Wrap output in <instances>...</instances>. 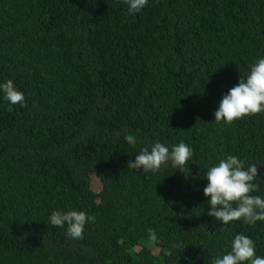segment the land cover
Segmentation results:
<instances>
[{"label":"trees","instance_id":"16d2710c","mask_svg":"<svg viewBox=\"0 0 264 264\" xmlns=\"http://www.w3.org/2000/svg\"><path fill=\"white\" fill-rule=\"evenodd\" d=\"M261 58L264 0H0V84L26 101L0 91V264H214L237 234L264 258V221L223 224L203 193L229 155L264 165V113L214 115ZM157 142L193 150L183 171L128 168ZM68 210L95 216L83 239L50 224Z\"/></svg>","mask_w":264,"mask_h":264},{"label":"clouds","instance_id":"9594fccd","mask_svg":"<svg viewBox=\"0 0 264 264\" xmlns=\"http://www.w3.org/2000/svg\"><path fill=\"white\" fill-rule=\"evenodd\" d=\"M122 3L127 5L129 14H135L147 5L148 0H122ZM0 91L10 105L26 106L24 94L16 89L12 80L0 84ZM260 113H264V58L251 65L246 78H240L238 85L222 97L214 115L217 123L223 121L231 124L235 120ZM125 140L130 145L137 142V138L131 134H126ZM192 154L193 150L183 142L173 146L171 151L157 142L150 150L148 147L141 149L134 161H128V168H143V172L155 173L170 161L173 167L183 171ZM257 175L254 164L251 163L245 169L243 162L235 155H229L210 167L205 175L208 183L203 189L204 195L210 198L208 215L223 224L243 220L255 225L257 221H264V198L251 195L258 191V186L253 183ZM95 219V216L76 210L53 211L49 217L52 226L62 228L67 225V234L71 239H83L85 224L94 223ZM148 231L150 241L158 242L155 231ZM214 264H264V258L256 255L254 242L249 237L237 234L232 241L231 251L222 258H216Z\"/></svg>","mask_w":264,"mask_h":264},{"label":"water","instance_id":"95a60500","mask_svg":"<svg viewBox=\"0 0 264 264\" xmlns=\"http://www.w3.org/2000/svg\"><path fill=\"white\" fill-rule=\"evenodd\" d=\"M258 170V177L261 178V180L264 182V165H255Z\"/></svg>","mask_w":264,"mask_h":264}]
</instances>
